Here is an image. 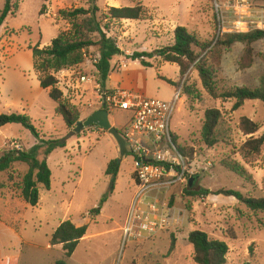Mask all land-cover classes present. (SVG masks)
<instances>
[{
    "label": "rangeland",
    "instance_id": "374dc122",
    "mask_svg": "<svg viewBox=\"0 0 264 264\" xmlns=\"http://www.w3.org/2000/svg\"><path fill=\"white\" fill-rule=\"evenodd\" d=\"M6 1L0 0V10ZM215 1L97 0V19L123 52L110 74V84L162 100H171L177 91H182L171 127L178 144L194 148L190 159L198 172L191 188L173 189L166 196L175 222L151 238L123 244L122 229L138 189L135 159L127 150L122 155L114 137L93 125L71 136L65 147L56 148L47 156L52 171L51 189L39 185L38 205L26 203L21 196L20 186L28 165L16 162L0 173V222L16 233L0 226V264H57L59 260H65L66 264H197L188 240L189 233L196 229L228 243L226 264H264V211H252L233 196L215 194L223 188L264 197V147L258 154H245L243 144L252 135L239 128L240 118L246 116L259 124L260 129L253 136L264 134V102L247 100L233 110L234 100L216 99L206 92L195 63L181 75L176 63L167 62L158 54L145 58L152 64L149 67L131 57L135 52H153L172 45L177 26L186 27L213 46L216 37L223 34H218ZM11 3L16 5L15 11L0 28V113H26L40 139L63 140L73 128H67L55 110L56 102L49 96V89L40 85L32 47L49 46L60 32L70 29V21L60 11L88 8V0H11ZM137 4L147 7L144 19L106 18L111 6ZM89 36L93 41L99 39L97 33ZM251 49V55L246 56L245 44L236 42L222 50L218 58L209 60L219 91L259 85L264 75V38L254 42ZM85 52L82 63L55 73L56 86L63 91L64 99L79 109L80 119L102 108L95 67L98 49L91 46ZM123 62L127 65L119 70ZM175 83H179V88ZM186 87L194 90L192 95L186 93ZM208 108H219L224 116L223 140L213 147L206 146L201 138ZM129 118L127 111L109 112L111 124L119 131ZM38 142L39 138L20 124L0 127V154L8 149H29ZM44 151L45 148L39 151L40 160L46 158ZM111 160L119 164L116 176L106 173ZM226 160L241 165L245 176L225 167ZM198 188L209 189L211 193L206 196L186 193V189ZM99 206V214L91 213ZM68 219L77 226L87 225L88 229L73 255L66 258L62 246L52 245L50 240L60 223ZM172 236L175 248L168 253Z\"/></svg>",
    "mask_w": 264,
    "mask_h": 264
},
{
    "label": "trees",
    "instance_id": "16d2710c",
    "mask_svg": "<svg viewBox=\"0 0 264 264\" xmlns=\"http://www.w3.org/2000/svg\"><path fill=\"white\" fill-rule=\"evenodd\" d=\"M89 7H79L74 9H63L60 15L68 19L71 28L62 31L52 40L49 46L40 48L39 45L32 47L35 59V69L39 73L40 85L44 89H49V96L56 102V112L60 114L67 128L72 129L81 118L79 109L64 99L63 91L56 85L58 79L56 72L65 68L80 64L84 60L85 50L91 46L98 49V61L95 63L98 83L104 91L116 88L110 84V74L115 71L117 58L123 52L119 48L116 40L108 36L103 26L97 19L99 7L97 0H88ZM16 5L7 0L0 10V28L9 14L14 13ZM44 9V6H43ZM42 9V11H43ZM106 18L112 19H144L147 16V7L143 4L135 6L109 7ZM97 33L99 39L93 41L90 34ZM264 38V30H253L245 33H223L212 42L200 40L197 35L188 31L184 26H177L174 30V43L153 52H135L131 57L140 59L146 67L152 66L145 58H153L156 54L165 61L176 63L180 68V74L184 75L188 68L195 63L199 72L204 89L212 97L223 100H234L232 109H239L247 100H261L264 102V75L260 79L257 87L241 86L225 91H219L214 82V68L209 60L216 59L220 52L230 48L234 43L245 44V55H251V45L259 39ZM204 52H207L204 54ZM203 54V55H202ZM179 88V83H175ZM186 93L192 95L194 90L185 88ZM182 93V91L180 92ZM106 108V107H102ZM110 112V109H107ZM20 124L28 129L40 142L34 144L29 149H8L0 154V173L9 170L16 162L28 165V171L23 176L20 186L21 196L24 201L32 206L38 205L40 201L39 185L47 190L51 189L52 171L47 163V156L56 148L65 147V142L61 139H40L39 132L34 126L30 116L26 113H0V127L8 124ZM239 128L244 134L252 135L243 144L242 149L245 154H258L264 147V134L254 137L253 134L259 131V124L250 118L243 116L239 120ZM224 116L219 108H208L201 129V138L208 147H213L223 140ZM177 142V136L174 135ZM178 144V143H177ZM179 149L190 158L194 155V148L178 144ZM45 148L46 158L40 160L38 154L40 149ZM223 165L235 171L241 176H245L244 168L237 162L226 160ZM119 171L117 160H111L106 168L108 175L116 176ZM188 195H209L211 191L205 188L186 189ZM215 194L233 196L238 201L244 203L252 211H264V197L246 196L239 190L219 189ZM106 200L104 197L101 202ZM101 206L93 208L91 213H100ZM88 226H77L71 220L60 223L51 237L52 245H61L64 257L73 255L80 240L85 237ZM189 242L193 245V259L197 264H226L229 245L225 240L211 237L206 231L193 230L188 235ZM175 248V237L172 236L168 253ZM57 264H66L65 260H59ZM160 264V263H157Z\"/></svg>",
    "mask_w": 264,
    "mask_h": 264
},
{
    "label": "built area",
    "instance_id": "2783aa9c",
    "mask_svg": "<svg viewBox=\"0 0 264 264\" xmlns=\"http://www.w3.org/2000/svg\"><path fill=\"white\" fill-rule=\"evenodd\" d=\"M215 3L218 34L264 30V3L260 0H216ZM126 65L123 62L118 69ZM97 87L101 91L102 107L130 113L120 133L126 150L135 159L138 189L125 218L123 244L151 238L176 220L165 202L167 194L173 189L189 187V180L198 172L195 163L179 149L171 127L181 91L171 100H162L121 87L109 91H104L99 83Z\"/></svg>",
    "mask_w": 264,
    "mask_h": 264
},
{
    "label": "water",
    "instance_id": "95a60500",
    "mask_svg": "<svg viewBox=\"0 0 264 264\" xmlns=\"http://www.w3.org/2000/svg\"><path fill=\"white\" fill-rule=\"evenodd\" d=\"M93 125L99 126L102 129L107 130L116 140L120 153L122 155L125 154L126 152L125 139L121 135L120 131L111 124L110 119H109V111L106 108H99L93 111L91 114H89L85 119H80L77 122L76 126L72 130L69 131L67 136L62 141L65 142L67 139L77 134L85 127H90ZM194 180L195 178H191L189 180L190 188L193 186Z\"/></svg>",
    "mask_w": 264,
    "mask_h": 264
},
{
    "label": "crops",
    "instance_id": "0c3cea01",
    "mask_svg": "<svg viewBox=\"0 0 264 264\" xmlns=\"http://www.w3.org/2000/svg\"><path fill=\"white\" fill-rule=\"evenodd\" d=\"M113 86L116 87L115 84H113ZM0 226H1L2 228H7V229H9L12 233H14V234L16 235V233L14 232V230H13L11 227L5 225L4 223L2 224V223L0 222Z\"/></svg>",
    "mask_w": 264,
    "mask_h": 264
}]
</instances>
